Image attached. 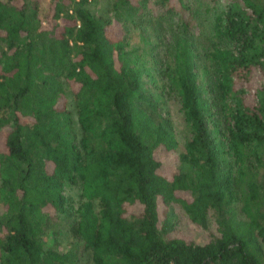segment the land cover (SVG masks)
<instances>
[{"label": "trees", "instance_id": "obj_1", "mask_svg": "<svg viewBox=\"0 0 264 264\" xmlns=\"http://www.w3.org/2000/svg\"><path fill=\"white\" fill-rule=\"evenodd\" d=\"M40 1L0 0V264H264V0L202 39L184 0Z\"/></svg>", "mask_w": 264, "mask_h": 264}, {"label": "rangeland", "instance_id": "obj_2", "mask_svg": "<svg viewBox=\"0 0 264 264\" xmlns=\"http://www.w3.org/2000/svg\"><path fill=\"white\" fill-rule=\"evenodd\" d=\"M50 0H41L40 1V12L41 14H46L48 9V3ZM187 5L191 7V9L185 10L183 12V16L185 19L190 21L191 27L193 28V33L195 36H197L199 39H202L204 33L202 32L204 30L205 33L208 32L209 26H210V18L211 13H205L204 10L207 7V1L206 0H184ZM104 1H100L96 5V9L98 11H101V9L104 7ZM211 5V4H210ZM170 34H168L167 38L164 41L163 46L166 42L169 41ZM135 40L139 39L138 36H135ZM70 91V90H69ZM66 101L68 104V108L73 110L74 112V103H73V97L70 92L66 95ZM167 111H169L170 117L172 119V122L175 127V132L178 139H182L183 135V124L181 119V114L178 110V104L174 99L169 100L166 106ZM172 161V158H168V162L170 163ZM167 161H165V164H168ZM70 193L76 198V187H72L70 190ZM1 210V208H0ZM173 211L175 213V226L178 230V232L182 235H189L193 237L196 241L203 242L208 239V236L206 234V231L201 230L200 228H197V226H194L191 224L187 218V216L184 214L183 210L178 205H173ZM53 224V230L58 231L59 233L56 235H52L48 241L49 244L54 243V245H57L59 249L66 248L69 246L70 237L66 231V221L65 220H57L56 225ZM212 225H210V229H212ZM55 237V238H54ZM90 259L87 260L86 257L82 256L81 258V264H90Z\"/></svg>", "mask_w": 264, "mask_h": 264}]
</instances>
